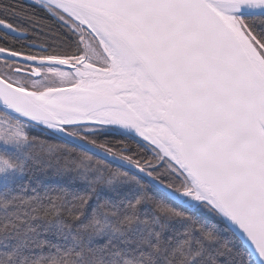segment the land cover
Segmentation results:
<instances>
[{"label": "snow or ice", "instance_id": "6c2138e0", "mask_svg": "<svg viewBox=\"0 0 264 264\" xmlns=\"http://www.w3.org/2000/svg\"><path fill=\"white\" fill-rule=\"evenodd\" d=\"M33 3L0 0V264H264V0Z\"/></svg>", "mask_w": 264, "mask_h": 264}, {"label": "trees", "instance_id": "16d2710c", "mask_svg": "<svg viewBox=\"0 0 264 264\" xmlns=\"http://www.w3.org/2000/svg\"><path fill=\"white\" fill-rule=\"evenodd\" d=\"M13 2L25 9L28 10H33L36 9L37 11H39L38 7L36 5H34V3H32L30 0H13ZM33 37L29 36L28 39H32Z\"/></svg>", "mask_w": 264, "mask_h": 264}, {"label": "water", "instance_id": "95a60500", "mask_svg": "<svg viewBox=\"0 0 264 264\" xmlns=\"http://www.w3.org/2000/svg\"><path fill=\"white\" fill-rule=\"evenodd\" d=\"M31 2H33V0H30Z\"/></svg>", "mask_w": 264, "mask_h": 264}, {"label": "flooded vegetation", "instance_id": "af4514ba", "mask_svg": "<svg viewBox=\"0 0 264 264\" xmlns=\"http://www.w3.org/2000/svg\"><path fill=\"white\" fill-rule=\"evenodd\" d=\"M33 3V2H32Z\"/></svg>", "mask_w": 264, "mask_h": 264}]
</instances>
